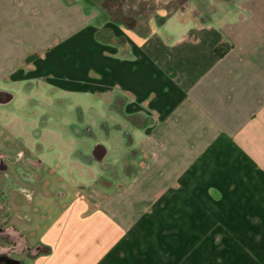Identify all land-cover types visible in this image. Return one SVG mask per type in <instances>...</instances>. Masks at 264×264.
I'll return each instance as SVG.
<instances>
[{"label": "crops", "instance_id": "0c3cea01", "mask_svg": "<svg viewBox=\"0 0 264 264\" xmlns=\"http://www.w3.org/2000/svg\"><path fill=\"white\" fill-rule=\"evenodd\" d=\"M218 1L169 30L164 17L159 27L112 20L104 40L128 55L114 65L109 105L129 129L133 170L101 190L83 175L73 194L61 174L50 182L57 210L37 204L52 218L25 264H264V0ZM78 2L0 0V79L38 48L39 22L74 20ZM151 28L161 36L143 37Z\"/></svg>", "mask_w": 264, "mask_h": 264}, {"label": "rangeland", "instance_id": "374dc122", "mask_svg": "<svg viewBox=\"0 0 264 264\" xmlns=\"http://www.w3.org/2000/svg\"><path fill=\"white\" fill-rule=\"evenodd\" d=\"M104 1L79 0L77 4L81 6L82 13L72 21L59 13L54 17V23L39 22L37 37L32 39L33 46L38 48L30 51L26 64L22 65L16 76L6 73L0 79V88L9 89L15 95L10 103L0 105V144H15L21 138L25 145L38 149L37 155L45 160L44 177L58 184L61 174L66 183L64 189L71 191V194L73 190L69 184L74 178L83 175V178L92 179L89 181L93 188L101 190L107 187H102L100 183L114 186L116 181L123 180L121 174L131 172L134 167L127 162L133 158L134 152L125 149L129 145V129L116 126L120 121L115 118L114 105H109L112 98L108 92L114 91V65L118 59L120 62L121 58L127 57V45L120 46L114 56V45L104 40L113 35L111 30L114 28ZM116 3L119 5L114 8ZM218 3V0H188L187 6L181 9L180 0H112L108 6L113 14L134 17L141 24L151 19L154 27H159L160 18L164 17L169 22L166 25L169 30L171 20L183 14L191 15L195 10L215 13ZM99 26L103 28L102 35L95 34ZM50 28L55 34H48ZM161 34L162 28H157L142 35ZM32 54H35L34 57L28 59ZM97 83H102L104 88L95 93L91 90L98 88ZM79 115L92 124L97 141L108 149L109 154L104 162L108 163L111 172H105L97 165L81 170L78 161H73L71 154L74 149L81 146V141H88L78 140L65 128V124L69 120L76 121ZM34 129L40 130L39 136H34ZM55 166L64 171L55 170ZM96 176L102 180H97ZM49 195L39 196L37 204L48 214L51 211V214L56 213V205L53 207L55 199ZM67 200L69 198L63 202ZM51 214L45 218L34 214L33 227L26 228L28 232H33L30 237L32 244L37 243L46 231Z\"/></svg>", "mask_w": 264, "mask_h": 264}, {"label": "flooded vegetation", "instance_id": "af4514ba", "mask_svg": "<svg viewBox=\"0 0 264 264\" xmlns=\"http://www.w3.org/2000/svg\"><path fill=\"white\" fill-rule=\"evenodd\" d=\"M8 92L12 91L0 88V105L8 104L14 99L15 95L13 99H8ZM65 128L78 140L86 139L90 142L93 139L90 145L81 141V146L76 147L72 153L74 158L84 166L95 164L101 170L111 172L108 163L104 162L109 154L108 149L97 141L90 122L79 115L76 121L66 122ZM33 134L39 136L40 130L34 129ZM37 150L25 145L21 138L15 144H0V264H25V260L32 258L39 249L38 243L30 242L32 230L27 233L22 231L23 226L32 228L34 225L39 198L35 184L38 177H44V159L37 155ZM96 177L97 180H102ZM50 182L48 177H44L42 181L41 189L45 195H49L47 189ZM56 193L59 195L62 192L56 190ZM23 209L27 212L24 213Z\"/></svg>", "mask_w": 264, "mask_h": 264}, {"label": "trees", "instance_id": "16d2710c", "mask_svg": "<svg viewBox=\"0 0 264 264\" xmlns=\"http://www.w3.org/2000/svg\"><path fill=\"white\" fill-rule=\"evenodd\" d=\"M110 1L112 0H105L104 1V5L109 9V15L110 17L113 19V20H120L122 21L124 24H126L127 26L129 27H133L135 24H136V19L134 17H130L128 15H124V14H121V15H117V13H112V8L109 7V3ZM187 1L188 0H180V6H181V9H184V7L187 6ZM119 3H116V5L114 6L115 7H118ZM195 12H197V10H195ZM119 13V12H118ZM208 19V17L206 15H203L202 17H200V21L201 22H205L206 20ZM104 32L102 30H99L97 32L98 35H102ZM35 54H32L28 57V59H31L32 57H34Z\"/></svg>", "mask_w": 264, "mask_h": 264}, {"label": "water", "instance_id": "95a60500", "mask_svg": "<svg viewBox=\"0 0 264 264\" xmlns=\"http://www.w3.org/2000/svg\"><path fill=\"white\" fill-rule=\"evenodd\" d=\"M8 94H10L9 97H8V99L9 100L13 99L14 93L13 92H8ZM105 152H106V150L104 151V154H105Z\"/></svg>", "mask_w": 264, "mask_h": 264}]
</instances>
